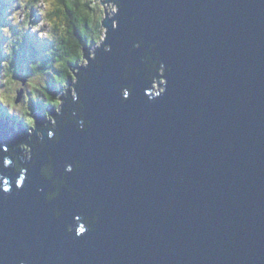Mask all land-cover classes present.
<instances>
[{"label": "water", "instance_id": "95a60500", "mask_svg": "<svg viewBox=\"0 0 264 264\" xmlns=\"http://www.w3.org/2000/svg\"><path fill=\"white\" fill-rule=\"evenodd\" d=\"M114 59L100 55L81 100L91 127H65L16 190L0 192L3 264H264V0H121ZM135 16L132 25L128 18ZM130 30L156 43L171 67L164 96L149 102L142 77L124 101L121 65ZM39 122V118H38ZM0 124V144L24 139ZM55 174L78 160L61 191L43 202ZM57 205L61 217L53 220ZM99 209L95 232H64L73 212Z\"/></svg>", "mask_w": 264, "mask_h": 264}, {"label": "clouds", "instance_id": "9594fccd", "mask_svg": "<svg viewBox=\"0 0 264 264\" xmlns=\"http://www.w3.org/2000/svg\"><path fill=\"white\" fill-rule=\"evenodd\" d=\"M122 8L121 0H0V118H12L25 132L17 143L0 144V192L6 195L13 183L20 190L40 155L49 145L59 144L65 127L81 133L91 127L81 95L92 74L102 75L100 55L115 58L109 32L118 30ZM135 20L130 16L128 24ZM26 36L34 38L33 49H24L18 60ZM125 43L127 56L141 54L138 67L127 61L121 65L117 93L121 100H128L134 91L129 81L141 77L149 102L164 96L172 69L155 51L156 43L145 46L134 30L128 32ZM9 167L16 177L13 183L3 175ZM80 168L78 160H71L57 176L52 156L45 157L38 175L50 186L36 190L43 192L45 205L59 199L62 190L73 204L81 200L83 194L68 181ZM98 213L99 209L90 214L83 208L74 210L64 232L76 238L95 232ZM61 214L57 205L51 217L58 220Z\"/></svg>", "mask_w": 264, "mask_h": 264}, {"label": "rangeland", "instance_id": "374dc122", "mask_svg": "<svg viewBox=\"0 0 264 264\" xmlns=\"http://www.w3.org/2000/svg\"><path fill=\"white\" fill-rule=\"evenodd\" d=\"M26 39L27 41H29L28 43L30 44L31 43V47H33V43H34V38H30V37H27L26 36ZM28 45H26L27 47ZM25 47V48H26ZM24 48V49H25ZM27 51H31L30 48L29 50L27 49ZM22 53L20 54V56L17 57L18 60H21L22 59ZM17 78H19V70L17 72ZM3 123L5 124L8 128H10L12 131H14L16 134L20 135V136H24L25 137V132H24V128L22 125L20 124H16L12 118L10 117H3V118H0V124Z\"/></svg>", "mask_w": 264, "mask_h": 264}, {"label": "trees", "instance_id": "16d2710c", "mask_svg": "<svg viewBox=\"0 0 264 264\" xmlns=\"http://www.w3.org/2000/svg\"><path fill=\"white\" fill-rule=\"evenodd\" d=\"M28 42H29V41H27V39H26V37H25L24 46H23L22 49H21V51H22V56H23V51H24V48L26 47V45H28V46L25 48L26 51H27V49L29 50V48H30V50L33 49V47L30 46L31 43L29 44ZM22 140H23V139H22Z\"/></svg>", "mask_w": 264, "mask_h": 264}]
</instances>
